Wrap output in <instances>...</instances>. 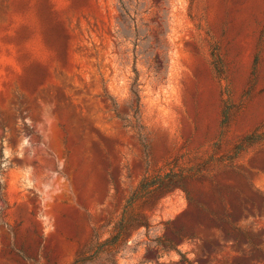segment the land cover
I'll list each match as a JSON object with an SVG mask.
<instances>
[{
    "label": "rangeland",
    "instance_id": "1",
    "mask_svg": "<svg viewBox=\"0 0 264 264\" xmlns=\"http://www.w3.org/2000/svg\"><path fill=\"white\" fill-rule=\"evenodd\" d=\"M0 181V264H264V0H0Z\"/></svg>",
    "mask_w": 264,
    "mask_h": 264
},
{
    "label": "trees",
    "instance_id": "2",
    "mask_svg": "<svg viewBox=\"0 0 264 264\" xmlns=\"http://www.w3.org/2000/svg\"><path fill=\"white\" fill-rule=\"evenodd\" d=\"M252 137V135L250 134V135H246L238 144H236L235 146H234V150L237 152L245 143H247L248 142V140L250 139ZM172 179L173 178H168V182H166L167 184H165V185H167L166 187H170V185H171V183H172ZM151 184V182H150V180H149V178H146V179H144V180H142V182H141V187H146V186H148V185H150ZM159 185L160 186H162V185H164V182H162V181H160L159 182ZM3 194H4V186L2 185V182L0 181V198H2V196H3ZM188 195V194H187ZM189 197V196H188Z\"/></svg>",
    "mask_w": 264,
    "mask_h": 264
}]
</instances>
